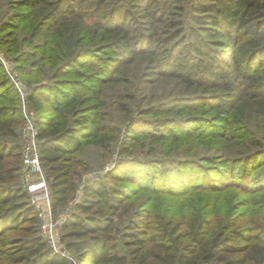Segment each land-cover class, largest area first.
<instances>
[{"label": "trees", "instance_id": "obj_1", "mask_svg": "<svg viewBox=\"0 0 264 264\" xmlns=\"http://www.w3.org/2000/svg\"><path fill=\"white\" fill-rule=\"evenodd\" d=\"M209 1L210 4L195 7L194 11L201 13L196 17L199 20H195L217 26L237 40L254 35L243 59L235 60L231 68L220 65L218 71L209 76L186 72V64L177 59L175 64H169L167 72L174 69L179 77L202 88L228 84L231 76V81L246 80L247 85L242 90L247 94L255 90L256 95L245 97L263 99L254 100L255 105L264 103V0ZM123 14H127L125 18ZM129 20V13L120 11L111 16L109 26L115 31L121 29L127 36L131 32L127 26ZM122 52L124 58L135 54L127 48ZM56 53V61L46 63L52 68L49 83L42 82L41 68L35 63L30 65L27 73L31 75L36 70L38 77L32 81L26 96V104L35 116L38 158L42 178L50 192L53 215L65 209L78 191L76 176L82 162L77 154L85 143L99 145L104 142V138H98L99 128L94 125L98 118L100 87L90 89V93L72 92L69 87L75 82L65 78H82L84 73L79 68L83 67L82 62L86 64V59H89L88 65H94L92 68L96 73L103 72L109 77L111 70L109 66L103 67L91 51L74 52L70 43L61 41ZM0 97L3 100L0 102V264H264V200L259 203L260 211H247L242 216L244 219H237L229 200L210 203L212 194H209L214 193L216 198L226 197L227 194H221V189L232 184L246 195L261 194L264 199V174L258 172L259 176L255 177L262 178L254 181L250 175L241 179L234 175L240 166L264 164V135L255 131L250 117L242 116L238 120L240 132L235 133L232 126L235 110L217 109L216 116H226L221 129L199 123L201 128L192 132L183 122L177 121L176 125L164 124L155 137L163 143L169 140L171 145L188 140L184 136L202 137L208 131L224 142L238 138L239 143L233 144L235 147L232 145V149H237L241 155L236 160L228 157L226 162L204 168V171L200 167L192 169L193 162H147L145 175L130 171L122 162L103 179L85 182L83 199L74 201L61 227L62 242L73 256L71 261L55 254L40 235L35 209L28 202L29 194L19 186L22 144L18 127L24 119L19 97L1 68ZM223 99L222 95L175 99L154 109L153 114H163L178 106L196 105L208 106L207 110L213 111L219 106L216 104L224 102ZM244 169L250 170V167ZM168 171H180L182 173L175 175L181 174L178 177L195 187L200 186L196 193L191 191L183 195L186 199L199 196L197 204L187 202L181 210L173 208L164 196L174 188L163 181L166 179L163 175ZM106 180L111 183L107 184ZM247 182L250 184L243 187ZM125 183H134L137 188H127ZM215 183L222 185L214 187ZM142 192L149 195L140 201L138 194Z\"/></svg>", "mask_w": 264, "mask_h": 264}, {"label": "rangeland", "instance_id": "obj_2", "mask_svg": "<svg viewBox=\"0 0 264 264\" xmlns=\"http://www.w3.org/2000/svg\"><path fill=\"white\" fill-rule=\"evenodd\" d=\"M210 3L209 0H0V68L19 97L22 118V100L11 77L29 94L32 81L38 74L35 73L36 70H33L31 75L27 72L30 65L35 63L41 68L39 71H43L42 82L49 83L52 68L46 63L56 61L57 45L61 41L70 43L76 53L91 51L103 67L109 66L111 69L109 77H106L103 72L96 73L92 68L94 65H88L89 59H86V64L82 62L83 67L79 68L81 73H84L82 78H65L74 80V85L69 87L72 92L82 90L90 93V89L100 87L98 118L94 125L99 128L98 138H104V142L99 145L85 143L82 151L77 154V158L82 162L76 176L78 191L65 209L53 215L61 232L74 201L83 199V184L89 180L103 179L119 163L124 162L130 171L145 175L147 162H193L195 164L191 166L192 169L197 170L200 167V170L204 171V168H213L221 162H226L228 157H232V160L241 157L237 149H232L239 143L238 138L224 142L210 131L202 137L184 136L188 140L176 141L173 145L169 140L166 143L156 140L155 137L160 134L164 124L176 125L177 121H180L192 132L194 129H200L202 123L221 129L226 123V116H216V110L234 109L236 113L233 119L235 116L236 118L232 126L235 133L240 132L237 123L243 116L250 117L255 131L264 135V103H253L254 100L257 102L263 99L249 100L245 97L256 95L255 90H251L250 94L242 90L247 85L246 80L231 81V76L227 80L228 84L202 88L179 77L174 69L167 72L169 64H175L177 59L186 64V72L197 76L210 75L218 71L220 65L231 68L235 60L243 59V54L254 35L237 40L217 26L210 23L200 24L196 17L201 16V13L195 12L194 9L197 5ZM120 11L129 13L127 26L131 32L127 36L121 29L115 31L109 26L111 16L114 13L119 14ZM123 15L125 18L127 14ZM126 48L130 52L134 50L135 54L124 58L121 55L122 50ZM176 66L177 64L174 65L175 68ZM201 95H222L224 102L216 104L219 106L213 111L207 110L208 106L196 105L178 106L163 114H153L154 109L175 99H194ZM1 101L3 100L0 99ZM227 103L230 106H225ZM23 126L24 123H20L18 127L22 146ZM245 167H250V170L244 169ZM236 172L234 175L237 179L250 175V179L259 180L262 177L257 179L255 176H259L258 172L264 174V164L240 166ZM176 173L182 172L168 171L163 175L166 177L163 181L174 186L170 190L172 192L164 195L167 201L178 210L183 209L187 202L197 204L199 196L192 195L193 197L186 199L183 195L191 191L196 193L200 186L195 187V184L188 183L184 178L178 177L181 174L176 176ZM190 173L192 174V170ZM208 175H211V172L208 171ZM39 179L40 177H32L31 184L37 183ZM106 183L111 182L106 180ZM217 183L214 187L222 185ZM249 184L250 182H247L243 187ZM124 185L127 188H137L134 183ZM19 186L28 192L30 203L32 194L28 190L30 188L22 182V173ZM189 186L191 188L182 192ZM251 186L253 187L252 184ZM221 191V194H227L226 197L223 195L216 198L214 193H209L212 194L210 203L229 200L237 219H244L242 216L247 211H260L259 203L264 200L261 194L246 195L240 192V187L232 184L225 186ZM148 195L142 192L138 194V199L141 201ZM121 228L118 225V229Z\"/></svg>", "mask_w": 264, "mask_h": 264}, {"label": "built area", "instance_id": "obj_3", "mask_svg": "<svg viewBox=\"0 0 264 264\" xmlns=\"http://www.w3.org/2000/svg\"><path fill=\"white\" fill-rule=\"evenodd\" d=\"M17 92L22 100L24 126L21 131L23 146L22 157V182L26 186L32 197L30 204L34 207L36 216L39 220L40 235L43 237L50 249L57 255H60L72 261V254L66 249L62 242V232L57 226L51 211V196L47 184L42 178L40 162L38 158V144L34 113L29 110L26 104L27 94L24 87L11 77ZM32 177H40L37 183L31 184ZM34 194V195H33Z\"/></svg>", "mask_w": 264, "mask_h": 264}]
</instances>
